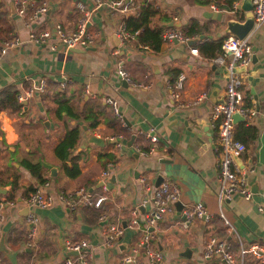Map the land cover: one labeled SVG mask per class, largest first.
Listing matches in <instances>:
<instances>
[{
	"label": "crops",
	"instance_id": "1",
	"mask_svg": "<svg viewBox=\"0 0 264 264\" xmlns=\"http://www.w3.org/2000/svg\"><path fill=\"white\" fill-rule=\"evenodd\" d=\"M41 1L27 2L28 11ZM45 1L47 10L26 26L15 11L16 0H0V49L7 38L21 39L4 52L0 50V92L8 86L24 92L40 80L45 83L19 109L0 110V201H13L0 221V236L4 234L1 264H61L68 254L64 245L68 238L89 241L92 255L86 264H122L127 254L135 259L124 264H153L145 247L134 250L142 232L126 226V221L136 209L145 226L143 214L151 204L141 202L163 179L172 180L180 189L177 205L163 215L161 230L146 244L162 254L163 264H226L219 256H203L211 234L229 239L234 249L238 240L244 246L252 242L264 246V158L260 160L259 155L264 134V22L245 35L253 55L243 90L245 101L256 109L246 122L256 128V136L242 156L253 161L254 170L248 171L252 196L233 193L221 203L235 226L232 236L226 234L218 215L216 129L210 116L211 107L224 98L225 71L206 53L189 52L183 42L161 40L158 48L150 44L153 29L163 33L176 26L184 31L192 20L199 31L193 38L204 34L201 40L216 41L235 35L228 22L246 19L251 14L250 0H129L126 11L112 8L110 0ZM78 2L92 8L88 27L95 41L90 48L66 49L54 34L45 42L28 39L29 32L53 30L57 22L65 31L73 30L80 14ZM122 28L131 35L122 37ZM119 68L127 72L128 80L118 74ZM181 72L186 79L176 98L170 85ZM201 91L206 97L192 103ZM106 97L116 100L118 113ZM113 114L124 128L116 130L118 125L109 118ZM76 126L78 140L63 159L55 147ZM150 128L158 136L154 144L143 135ZM90 134L103 141H91ZM112 137L121 145L116 146ZM107 153H113V158ZM25 161L39 162L42 178ZM109 162L110 174L102 180L100 173ZM71 164L79 167L73 176L68 173ZM41 179L47 181L42 189L53 201L47 207L28 205L25 196ZM103 184L108 196L98 208L70 209L59 196L78 186L98 194ZM194 202H202L211 219L194 218L185 227L179 222L180 209ZM30 212L37 217L36 239L28 243L26 216ZM99 214L124 226L116 242H107L101 234Z\"/></svg>",
	"mask_w": 264,
	"mask_h": 264
},
{
	"label": "built area",
	"instance_id": "2",
	"mask_svg": "<svg viewBox=\"0 0 264 264\" xmlns=\"http://www.w3.org/2000/svg\"><path fill=\"white\" fill-rule=\"evenodd\" d=\"M251 1L253 27H258L264 22V0ZM27 2L31 3V0H16L15 11L23 17L25 25L30 26L36 17L47 10V2L42 0L38 5L32 6L30 11H28ZM109 4L112 8L120 9L121 11H126L129 8V0H110ZM77 7L80 14L77 18L76 27L73 30L67 32L62 28L61 23L57 22L54 24L53 30L44 29L40 32H29L28 39L45 42L51 34H54L57 40L61 42L66 49L89 46L95 41L94 33L88 27L92 8H85L81 2L77 3ZM233 7L236 8L237 4L234 3ZM120 35L122 37H128L131 34L122 28ZM191 38L193 37L184 35L182 28L176 26L165 29L161 36V40L163 41L183 42L186 44L189 52L198 54L196 47L187 44V41ZM19 43H21L20 37L12 36L4 40L0 50L4 52L6 48H10ZM252 55L253 47L249 40V36L240 38L231 34L222 38L221 51L211 58L213 62L223 67L226 76L224 98L211 107L210 116L216 129L217 196L220 203L218 215L225 227L226 234L229 236L236 233V230L235 226L223 213L221 203L228 200L233 193H238L245 198H250L252 196V190L248 180V171L254 170V166H252L253 161L247 158V160L251 162L250 167L248 165L249 162L244 160L242 156L246 150V146L235 136L237 122L234 121L233 118L234 113H238L242 116L243 121H247L256 113V109L253 106H249L245 101L243 90L244 74L247 72V68L251 63ZM117 72L122 78L129 79L125 70L119 68ZM185 79L186 74L181 72L170 85L174 97H179ZM62 85H64V82H62ZM44 87V81L40 80L37 85L26 89L24 92H18L16 94V99L18 102L22 103L32 94L34 89L43 90ZM205 97L206 92L201 91L193 99L192 103H198ZM106 101L111 105L114 112L118 113L116 100L111 97H106ZM143 135L146 136L152 144L158 140V136L153 128L143 131ZM114 140L116 139L114 138ZM115 145L120 146L121 141L116 140ZM152 147L153 146H151V149ZM111 167L112 163L109 162L106 167L102 169L100 173L102 180L104 177L109 176ZM42 184H47V181H43L25 196L28 205L40 207L51 205L53 196L42 189ZM59 196L68 208L75 209L79 206H93L98 208L102 205V202L106 199L108 194L103 184V191L98 194H92L86 187L78 186L71 191L60 192ZM179 196V186L172 180L163 179L158 186L154 188L153 194L148 198H144L141 202L143 204L149 201L151 204V209L143 214L145 226H141L140 217L136 209L132 211L131 216L126 221V226H130L142 232L140 240L136 242L134 246V250L137 252L139 248L145 247V254L148 255L153 264H163V256L158 250L146 244H148V241L161 230L160 221L163 219V215L174 208L176 202L179 201ZM11 203H13L12 200L0 201V221L4 218L5 207ZM180 211L182 217L179 219V222L185 227L188 226L189 222L194 218L201 219L204 222H208L211 219V213L205 208L202 202L184 204ZM98 219L103 222L100 227V232L105 240L107 242H116L118 237L122 234L124 226L118 221L114 222L108 219L106 221L103 214H99ZM26 220L29 225L28 243H31L36 239L37 217L30 212L26 216ZM64 245L68 254L63 257L61 264H86L92 255V246L85 238H68L64 241ZM203 256L206 259L219 256L226 264H264V246L256 242L244 246L241 240H238V247L234 249L229 239L211 234L204 243ZM248 256H252L253 260L248 261ZM134 259V255L127 254L123 256L121 263H128Z\"/></svg>",
	"mask_w": 264,
	"mask_h": 264
},
{
	"label": "trees",
	"instance_id": "3",
	"mask_svg": "<svg viewBox=\"0 0 264 264\" xmlns=\"http://www.w3.org/2000/svg\"><path fill=\"white\" fill-rule=\"evenodd\" d=\"M197 24L195 20H192L188 26L186 27V29H184L183 33L184 35L188 36V37H194L196 36V34H198V29L196 28ZM162 31L160 29H153L151 32V37H152V41H151V45L154 48H158L161 42V33ZM221 43H222V38L216 41H208V39H203L199 42H197L196 44L192 45L194 47L197 48L198 51H200L201 53H206L208 56L213 57L214 55H216L217 53H219L221 51ZM16 94H17V90L13 87V86H8L6 88H4L1 92H0V110L1 109H12L14 108L19 109L22 106V103L18 102L16 99ZM66 111H68L69 113H71L74 116H79L77 113H75L74 111H72L69 108H66ZM80 117V116H79ZM110 121L113 124L118 125V127L116 128V130L122 129L124 128L123 126H121L120 124H117L118 121H120L118 115L113 114L109 116ZM109 123V122H108ZM235 136L240 139L246 146V144L248 142H250L251 140H253L256 136V128L251 125L250 123H247L246 121H239L236 123V131H235ZM78 140V127H73L67 130L66 135L64 137V139L62 141H60L56 147H55V153L60 156L61 158H66V156L69 153V148L73 147L76 142ZM106 156H108L109 159L113 158V153H107ZM25 165H27V167L29 168V170L34 174L37 175L39 178H42V176L40 175L39 169L41 164L38 163H33V162H29V161H25L24 162ZM74 164H71V169L68 168V173L70 175H76L79 172V167L75 166L73 167ZM44 179H41V181H43ZM35 188V187H34ZM34 188H32L31 190H34Z\"/></svg>",
	"mask_w": 264,
	"mask_h": 264
},
{
	"label": "water",
	"instance_id": "4",
	"mask_svg": "<svg viewBox=\"0 0 264 264\" xmlns=\"http://www.w3.org/2000/svg\"><path fill=\"white\" fill-rule=\"evenodd\" d=\"M251 2V7H252V1ZM253 26V17L252 15H248L246 17V19H244L243 21H237V20H231L228 22V29L234 33L236 36L242 38L246 35V33L251 29V27ZM204 37V34H200L197 38H191L187 41V44L192 45L194 43H196L198 40H201ZM84 48H90V46H86ZM76 48H72V50H75ZM234 121L239 122V121H243V118L240 114L238 113H234L233 115ZM83 128H87V126H83ZM89 138L91 141H97V142H102V138L101 137H97L94 136L92 134L89 135ZM262 148L260 149V160H262L264 158V134L262 137ZM177 205V204H176ZM4 244V234H2L0 236V245Z\"/></svg>",
	"mask_w": 264,
	"mask_h": 264
}]
</instances>
